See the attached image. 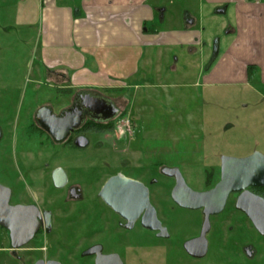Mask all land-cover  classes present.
I'll use <instances>...</instances> for the list:
<instances>
[{"label":"rangeland","instance_id":"374dc122","mask_svg":"<svg viewBox=\"0 0 264 264\" xmlns=\"http://www.w3.org/2000/svg\"><path fill=\"white\" fill-rule=\"evenodd\" d=\"M1 2L0 106L6 108L10 104L23 113L26 107L35 110L49 105L60 112L61 108L71 105L75 96L61 98L65 95L61 90L53 89L44 75L36 81L35 70L40 57L36 49V24L32 21L31 27L29 23L19 25L15 7ZM23 6L31 15L30 7H33L30 0L25 1ZM216 40L211 57L215 53ZM210 61L206 64L205 75L210 71ZM218 61L212 63L213 68L219 64ZM175 78L179 86L144 87L125 93L126 99L134 102L131 112L134 116L120 98L122 96H109L116 99L115 103L121 109L114 120L115 130L102 134L89 133L91 144L88 148L66 147L58 152L55 146L45 147L44 140L34 141V149L39 151L38 167L45 163L51 166L50 169L63 167L71 182L78 183L84 198L80 202H71L66 190L52 188L49 182L44 191L29 189L30 195L36 200L40 198L37 201L52 212L53 232L36 237L25 246L26 250L17 254L19 257L3 254L4 264H34L41 256L61 264H91L93 259L83 256L82 251L94 242L106 243L108 252L117 250L125 254L123 258L128 264H147L146 260L157 264L153 254L132 260L124 243L115 246L110 237L96 232L98 226L107 222L103 220L111 215L99 196L108 178L123 173L147 184L152 178L167 182L170 188L173 180L164 177L158 166L175 167L191 188L202 190L206 173L218 171L222 157L244 158L255 152L264 155V89L258 93L243 87H203L201 78L197 87L189 88L182 84L193 82V76L191 80L188 77ZM125 108L127 113H123ZM20 120L22 125L25 124L23 117ZM125 120H129L131 131H127ZM41 142L44 143L42 146ZM9 143L7 140L6 144ZM6 144L0 147V156H7L4 151ZM19 145L27 148L23 147L24 144ZM12 151L15 152L14 149ZM8 156L10 164L16 167L14 154L9 152ZM8 165L7 160L0 164V178L4 180L9 179L2 173L7 171ZM159 187H153L156 198L162 193ZM168 197L165 192L163 203L171 207ZM37 248L40 251L35 252Z\"/></svg>","mask_w":264,"mask_h":264},{"label":"crops","instance_id":"0c3cea01","mask_svg":"<svg viewBox=\"0 0 264 264\" xmlns=\"http://www.w3.org/2000/svg\"><path fill=\"white\" fill-rule=\"evenodd\" d=\"M1 1L15 7L19 25L36 24V81L44 75L57 91L113 102L109 96H122L131 116L135 105L125 93L176 87V76H193L182 84L189 88L201 78L203 87L264 89V0H30L34 18L22 7L29 0ZM24 250L13 249L0 227V264L3 254Z\"/></svg>","mask_w":264,"mask_h":264},{"label":"flooded vegetation","instance_id":"af4514ba","mask_svg":"<svg viewBox=\"0 0 264 264\" xmlns=\"http://www.w3.org/2000/svg\"><path fill=\"white\" fill-rule=\"evenodd\" d=\"M61 91L65 95L61 97L63 99L71 98L70 95L75 97L71 105L61 108L60 112L49 105L41 106L35 110L26 107L23 109V113L10 104L6 108L0 106V147L6 144L7 140L10 142L6 144V150H4L7 156L5 154L0 156V164L6 160L9 162L6 167L7 171H2L9 179L0 178V185L11 190L10 203L12 205H32L38 207L41 211V226L35 238L53 232V214L37 201L40 198L36 200L33 195H30L29 189H36L39 192L43 189L44 191L48 182L52 188H56L53 173L60 168L66 173L67 182L63 188L56 189L66 190L71 202H80L84 197H82L78 183L71 182L70 175L63 167L50 169L51 166L48 163H45L41 168L38 167L36 160L39 151L34 149V141L44 140L46 144L41 142V146L43 144L45 147L55 146L59 152L66 147H76V139L79 137L88 138L89 133L112 132L95 133L86 130V125H114L115 120V118L110 121L98 120L85 107V103H89L88 95L91 98L105 99L113 105L115 102L92 93H73L63 89ZM79 114V126L70 130L65 137V129L69 127V124L76 122L75 118ZM52 115H55L56 119H53ZM21 117L24 119L25 124L23 125L20 123ZM64 118L69 119V121L66 122ZM60 120L63 121L60 122ZM42 123L50 126L53 133L46 131L42 127ZM17 142L18 145L24 144L23 147L27 148L23 149L20 145V148L17 147ZM90 144L91 141L89 146ZM13 149L15 152L12 151ZM9 152L14 154L16 167L10 164ZM158 167L164 177L173 180V185L170 188L167 182H159L153 178L150 184L137 180L148 189L149 200L159 222L157 225L153 224L157 229L148 226L151 225L152 220L147 210H144L135 221L130 222L123 219L101 199L111 211V215L103 220L107 221L105 224L103 223V226L96 228L98 234L110 237L114 241L113 243L116 244L115 246L124 243L132 260L153 254L154 262H157V264H264V187H249L245 190L231 192L222 208L210 205L186 207L184 206L186 203L197 204L192 202V198L186 197L187 193L181 189L177 191L180 202H176L172 197L177 186L176 179L163 174L164 166ZM48 169H50L49 172H47ZM221 173V163L218 171H208L202 190H195L187 184L186 180L185 182L193 191L204 193L213 190L218 185L221 181ZM118 174L123 173H117L116 175ZM111 177L113 176H110L108 180ZM183 178L185 179L184 176ZM155 185H159L162 190L161 195H157V198L155 188H153ZM165 192L169 194L171 207L163 203ZM25 199L26 201H24ZM45 212L51 213V216L48 214L51 218V226L47 225ZM4 231L9 234L8 230L4 229ZM105 246L106 243L104 242H94L82 251V255L90 256L93 259L91 264H95L96 255H85V253L89 250L101 248L103 255L118 254L123 264L129 263L126 262V258H123L125 254L122 255L117 250L108 252ZM36 251H40V248L35 249ZM41 259H37L36 262ZM146 262L150 264L147 260Z\"/></svg>","mask_w":264,"mask_h":264},{"label":"water","instance_id":"95a60500","mask_svg":"<svg viewBox=\"0 0 264 264\" xmlns=\"http://www.w3.org/2000/svg\"><path fill=\"white\" fill-rule=\"evenodd\" d=\"M218 47L216 46L213 60L217 57ZM89 103H85V107L94 114V117L102 121H110L119 113V110L112 103L105 99L97 97L91 98L87 96ZM68 115V114H67ZM56 119L55 115H52ZM65 121L69 119L64 118ZM80 114L75 118V123L69 124L65 130V137L74 127H78L80 123ZM59 121V120H58ZM63 120H60V122ZM72 122V121H71ZM42 127L52 132L50 126L42 123ZM61 140V139H60ZM87 137H79L75 141V146L81 149L89 146ZM222 173L221 181L211 191L198 193L190 189L178 168H164L163 174L177 181V186L173 191L172 197L176 202H180V196L177 191L179 189L185 191L186 197L192 198L193 203H186V207H202V206H219L223 207L228 195L231 192L245 190L249 187H264V155L260 152L244 157L236 158L225 156L221 160ZM53 181L56 188H63L67 182V175L62 169H56L53 173ZM100 198L104 203L114 210L123 219L130 222L135 221L144 210H147L151 217L152 223L150 228L157 229L159 224L153 210L148 189L135 179L118 174L111 177L100 192ZM11 190L0 185V227L9 231L12 248L19 250L30 244L40 229L42 213L36 206L32 205H12L10 203ZM50 212H45L47 225L51 226ZM96 255L95 264H123L118 254L103 255L101 248L89 250L85 255ZM35 264H61L55 260H39Z\"/></svg>","mask_w":264,"mask_h":264},{"label":"trees","instance_id":"16d2710c","mask_svg":"<svg viewBox=\"0 0 264 264\" xmlns=\"http://www.w3.org/2000/svg\"><path fill=\"white\" fill-rule=\"evenodd\" d=\"M248 70H251V67H249ZM86 130H90L92 132L95 133H102V132H108V131H113L114 130V125H106V126H102V125H86L85 127Z\"/></svg>","mask_w":264,"mask_h":264},{"label":"built area","instance_id":"2783aa9c","mask_svg":"<svg viewBox=\"0 0 264 264\" xmlns=\"http://www.w3.org/2000/svg\"><path fill=\"white\" fill-rule=\"evenodd\" d=\"M124 124H125V127L127 128V131H131L129 120H125Z\"/></svg>","mask_w":264,"mask_h":264}]
</instances>
